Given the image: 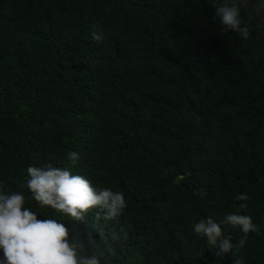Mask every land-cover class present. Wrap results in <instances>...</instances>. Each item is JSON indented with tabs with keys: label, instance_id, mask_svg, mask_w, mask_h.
Wrapping results in <instances>:
<instances>
[{
	"label": "trees",
	"instance_id": "trees-1",
	"mask_svg": "<svg viewBox=\"0 0 264 264\" xmlns=\"http://www.w3.org/2000/svg\"><path fill=\"white\" fill-rule=\"evenodd\" d=\"M214 12L204 0H0V191L64 224L70 243L98 226L110 264H233L193 224L249 215L257 230L238 256L264 264V18L242 41ZM46 164L123 193L122 215L97 225L92 209L74 228L37 205L27 169Z\"/></svg>",
	"mask_w": 264,
	"mask_h": 264
},
{
	"label": "clouds",
	"instance_id": "clouds-1",
	"mask_svg": "<svg viewBox=\"0 0 264 264\" xmlns=\"http://www.w3.org/2000/svg\"><path fill=\"white\" fill-rule=\"evenodd\" d=\"M204 2L214 8L213 20L219 19L221 35L235 33L242 41L250 37L249 22L256 17L264 18V0ZM242 11L247 13V21ZM69 159L75 163L79 159L78 153H69ZM26 187L37 205L69 217L71 222H75L74 228L80 224L89 226L87 215L92 209L99 210L95 217L98 225L101 219L117 220L127 206L123 193L109 188L97 189L84 176L73 175L69 170L52 164L28 167ZM234 199L242 202L240 210L248 208L247 194H238ZM24 205L22 193L0 191V252L3 253L0 264H102V260L104 264H110V258L116 255L115 247H102L103 230L98 226H89L86 242L74 237L70 243L64 224L55 219L39 220L37 213ZM237 229L243 235L233 243L232 235L227 233ZM256 230L252 217L238 212L227 213L218 222L207 218L193 224V232L206 238L207 244L217 250L216 256L231 253L233 264H245L238 252L247 243L248 234ZM93 231L99 232V243L94 239ZM120 239V235L114 232L112 240Z\"/></svg>",
	"mask_w": 264,
	"mask_h": 264
}]
</instances>
